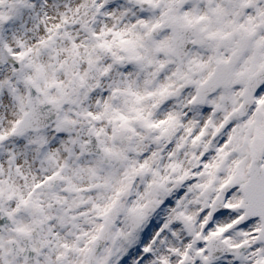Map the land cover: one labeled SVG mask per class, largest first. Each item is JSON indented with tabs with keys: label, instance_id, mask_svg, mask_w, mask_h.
I'll return each instance as SVG.
<instances>
[{
	"label": "snow or ice",
	"instance_id": "snow-or-ice-1",
	"mask_svg": "<svg viewBox=\"0 0 264 264\" xmlns=\"http://www.w3.org/2000/svg\"><path fill=\"white\" fill-rule=\"evenodd\" d=\"M0 264H264V0H0Z\"/></svg>",
	"mask_w": 264,
	"mask_h": 264
}]
</instances>
